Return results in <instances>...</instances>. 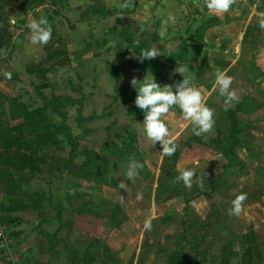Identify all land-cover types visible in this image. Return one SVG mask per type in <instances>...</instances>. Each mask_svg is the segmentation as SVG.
Here are the masks:
<instances>
[{
    "label": "rangeland",
    "instance_id": "1",
    "mask_svg": "<svg viewBox=\"0 0 264 264\" xmlns=\"http://www.w3.org/2000/svg\"><path fill=\"white\" fill-rule=\"evenodd\" d=\"M150 1L127 0L121 8L125 0H0V82L6 53L23 51L12 60L19 67L12 78L23 87L10 89L13 97L0 89L4 238L29 234V228L15 230L20 223L12 214L33 211L38 237L77 240L81 258L67 264H207L209 257L264 264V29L257 15L264 0H237L225 18L211 14L197 33L179 37V49L160 64L138 59L135 65L127 62L129 50L139 57L147 46L132 45L122 19ZM156 6L146 10L148 17ZM40 17L53 28L43 47L29 43L25 27ZM168 23L178 26L174 16ZM203 44L217 50L208 60L195 50ZM109 48L120 64L105 59ZM103 55L105 65L97 60ZM192 60L205 67L194 68ZM181 65L196 74L202 91L210 90L205 101L215 110V128L197 136L191 127L175 140V154L162 157L159 142L126 122L143 119V111L134 104L123 114L115 106L131 102L125 78L132 68L148 69L162 86L164 76L180 78L175 69ZM218 68L234 78L238 96L227 110L213 86ZM103 73L105 80L97 81ZM130 157L144 165L134 181L126 176ZM185 168L196 173L190 188L173 182ZM241 192L248 195L246 214L230 216ZM4 262L15 264L9 257Z\"/></svg>",
    "mask_w": 264,
    "mask_h": 264
},
{
    "label": "crops",
    "instance_id": "2",
    "mask_svg": "<svg viewBox=\"0 0 264 264\" xmlns=\"http://www.w3.org/2000/svg\"><path fill=\"white\" fill-rule=\"evenodd\" d=\"M157 2L158 5L156 6ZM151 6H156V10L154 13H152L154 15L148 17V13L146 10ZM185 9L191 10L190 17H185V15H187V12L184 11ZM225 14H222L221 16L225 18ZM210 15L211 13H209L207 8L204 6V0H154L139 5L138 9L134 13L126 14L122 19V23L124 24L125 28H130L132 45L137 46L141 43L146 45L147 49H150L153 45L157 46L162 55L152 59L151 62H157L160 64L161 62H163V60L169 58L171 54L175 53L179 49L181 39H186L187 37H190L195 32L197 33L200 29H202L200 27L202 26V24H204V22H208V18L210 17ZM172 16H174V19H176L178 25L176 28H173L172 26H170V28L167 27L169 26V19ZM239 17H242L243 19L246 18V16ZM164 22H167L166 34L161 39L158 33L160 32L161 26ZM211 33L212 32L209 30L210 37ZM204 42L205 44L208 43V36L205 37ZM186 44L191 46L193 45L190 42H186ZM16 49L17 50H15L11 55H9V53H6V56H8L7 61L3 60L1 62L4 70L11 73V79L5 77L3 78L4 80L0 82L1 92H3V94L8 97H13V95L9 94L10 89L14 90L23 87L21 82L19 83V81H14V79L12 78V75L15 74V71L19 70V67L14 68L15 66L12 60L17 56H21L23 52L19 51L18 53L19 49ZM195 50L201 51L206 56L207 60L210 56H212L214 52H217L216 48H212L204 44L196 45ZM3 57H5V51L0 50V59L2 60ZM101 58H105L104 55L103 57H99L97 59L99 64L105 65V61L102 62ZM105 59L109 60L112 64H114V66H116V63L118 61L119 64L121 63V59L111 48L108 49L107 57ZM138 59V55L132 52V50H129V55H127V62H134L135 65H138L140 63L138 62ZM191 64L192 66H194V68L197 69L203 66L201 63L194 60H192ZM203 67H205V65ZM147 73L148 69L146 68L131 69L130 74L125 78V82H127L125 84L127 87L125 93L131 99V102L127 101L126 106H122L119 103L115 106L117 108V111L126 114V112L132 109L133 105L135 104V102L132 100L136 98L135 94L137 92L135 88L131 86L130 81L133 77H135L138 82L142 81ZM192 75L195 77L194 83L197 86L202 85L199 81L200 79L198 80L196 74L192 73ZM20 78V81L24 80L22 77ZM105 78V73L98 74L97 81L99 80L103 82ZM181 78L183 77L180 76V78H178V76L174 77V75L164 76L162 78V81L164 82L163 85H175L181 80ZM203 95L205 99H207L208 96H210V90H203ZM143 119L133 121L126 117V122L129 126H131L135 125L136 123L142 124ZM166 122L170 129L171 139L174 142L178 138H183L182 136H184L186 130L188 131L192 127L191 122L183 118L182 112L178 107L174 108L170 112ZM172 129L173 131L176 130V132H172ZM12 217L15 220H18V222L20 223L19 226L17 225L15 230L20 231L22 230V228H29V234L26 235L25 233H22L17 237L4 238V241L0 244V247L4 248V250H0V258L4 259H0V264H5L4 260L7 259V257L13 259L15 261V264H67L69 262L67 261L68 258H74V256L81 258L83 252L80 250V247L75 248V241L77 240H75L74 237H38L37 233L35 232L36 230L33 226V223L37 222L39 219L37 218V216L34 218L33 211L14 212L12 214ZM52 240H55V243H53ZM75 249L77 250L76 253H74ZM84 257L86 256L84 255ZM212 258L213 259H210V257L209 259L207 258V264L221 263V257ZM77 264H92V262L85 261V259H83L78 260Z\"/></svg>",
    "mask_w": 264,
    "mask_h": 264
},
{
    "label": "clouds",
    "instance_id": "3",
    "mask_svg": "<svg viewBox=\"0 0 264 264\" xmlns=\"http://www.w3.org/2000/svg\"><path fill=\"white\" fill-rule=\"evenodd\" d=\"M236 3L237 0H204V6L208 12L217 16L228 13ZM118 6L127 8V0ZM257 15L260 18L259 26L264 29V12L257 13ZM12 23L15 24V20H12ZM166 25L167 22H164L158 33L161 39L166 34ZM25 27L31 32L29 43L32 46L43 47L50 43L53 28L46 17H40L38 20L33 19ZM160 55L162 53L156 45H153L150 49L143 50L138 58L141 61L152 60ZM175 72L183 77L182 82H177L175 85L165 84L161 86L149 72L142 81L138 82L135 77L130 81L131 86L137 92L135 106L144 113L142 124L136 123V127L146 135L148 140L154 144L160 143L162 157H171L178 147L170 138L171 133L166 122L168 115L174 108L178 107L183 118L191 122L192 131L197 136L209 134L215 128V110L207 106L202 88L194 83L195 77L189 71L188 66H177ZM4 75L11 79V73L5 72ZM233 82L234 78L227 74V70L216 69L214 87L218 90L219 96L224 98L225 110L232 107L234 103H238L237 93L231 87ZM143 167L144 165L135 157H130L126 172L127 178L134 181L139 175V170ZM195 176L194 169H181L173 182H183L185 187L190 188ZM119 187L127 190L124 183H121ZM137 199L142 200L143 194H138ZM247 199V193L241 192L236 195L231 201L228 214L235 217L246 214L245 201ZM121 200H123L122 196ZM144 228L146 231L151 230V220L145 221Z\"/></svg>",
    "mask_w": 264,
    "mask_h": 264
},
{
    "label": "built area",
    "instance_id": "4",
    "mask_svg": "<svg viewBox=\"0 0 264 264\" xmlns=\"http://www.w3.org/2000/svg\"><path fill=\"white\" fill-rule=\"evenodd\" d=\"M0 239H4V232L2 228H0Z\"/></svg>",
    "mask_w": 264,
    "mask_h": 264
}]
</instances>
